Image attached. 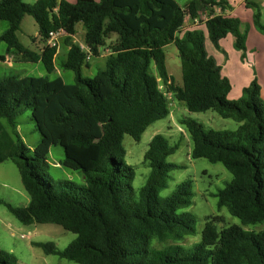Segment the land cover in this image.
<instances>
[{
	"label": "trees",
	"instance_id": "obj_1",
	"mask_svg": "<svg viewBox=\"0 0 264 264\" xmlns=\"http://www.w3.org/2000/svg\"><path fill=\"white\" fill-rule=\"evenodd\" d=\"M205 10L206 32L184 30L186 17L196 20ZM228 10L227 0H188L184 8L177 0H37L34 4L0 0V21L9 24L0 41L9 54L42 62L49 74L56 68L58 53L57 47L46 45L51 32L64 31L69 43L82 24L83 44L91 49V59L99 57L107 40L117 35L105 68L93 78H83L90 63L80 43L74 42L60 64L74 72V84L48 77L0 79V164L16 165L30 196L25 207L1 198L0 204L22 222L57 224L77 236L64 250L37 244L47 254L77 264H264V232L244 228L264 224L261 87L255 78L239 99L229 100L232 84L205 45L207 35L219 49L220 41L232 34L235 48L246 51L249 26L242 30L238 18L225 15ZM27 15L36 21L45 43L39 53L18 38ZM261 18L257 10L253 24L264 33ZM170 44L181 60V85L166 66L165 47ZM0 61L5 57L0 56ZM162 86L189 112L213 110L239 123L237 130L226 131L207 129L191 119L181 121L193 142L191 157L221 163L233 175L215 197L219 209L227 208L242 224L218 230V220L207 218L201 241L190 247L178 242L197 233L196 219L186 211L192 205V181L160 196L171 172L184 168L167 162L179 144L170 146L162 134L153 137L144 156L151 172L138 191L133 186L135 170L125 160L124 136L138 142L150 125L169 116ZM26 110L32 112L43 137L33 151L24 146L18 131V118ZM52 146L65 150L61 165L79 172L82 184L54 181L49 173ZM0 264L19 263L0 249Z\"/></svg>",
	"mask_w": 264,
	"mask_h": 264
},
{
	"label": "rangeland",
	"instance_id": "obj_2",
	"mask_svg": "<svg viewBox=\"0 0 264 264\" xmlns=\"http://www.w3.org/2000/svg\"><path fill=\"white\" fill-rule=\"evenodd\" d=\"M28 1V0H27ZM188 0H177L180 6H184ZM231 5V10L235 9L237 17L241 22V29L245 30L248 26L246 51L252 53L251 59L258 64L256 71L259 76L255 78L264 89V33L254 30L256 34L250 31V25L253 14L259 10L264 24V0H227ZM241 8L238 6L242 5ZM202 14V13H201ZM208 16V14H207ZM8 29V23L0 21V36ZM84 27L82 24L77 26V43H83ZM39 28L30 15H27L18 32L20 42L29 50L40 52L45 43L38 36ZM116 36L112 35L107 40L105 48L102 50V56L94 57L89 60L91 69L84 68L83 78H93L98 71L105 68L106 57L111 53V46L116 42ZM37 38V40H36ZM68 35L64 36L61 44V52L67 53ZM166 66L169 74L174 78L176 84H182L181 60L175 45L170 44L165 47ZM0 56H4L7 62L0 61V79L6 76L17 77H48L50 80L61 78L65 84L75 83L74 72L63 69L60 65L62 57L56 60L54 72L48 73L42 62H21L19 55L8 53L7 45L0 41ZM152 73L156 74L155 67H151ZM250 83L243 88L250 86ZM165 92L169 102L170 114L167 118L157 121L150 125L140 141H135L131 136L125 135L123 144L126 150V163L135 170V179L133 186L138 191L147 182L151 168L145 164V153L149 149V144L154 136L162 134L168 140L170 146L179 144V148L174 154L167 158L168 163L183 165V169L173 170L167 188L160 191L161 197L170 195L177 186L186 181H192L193 190L192 205L186 209L196 219V235L187 236L178 242L185 247H190L202 239V232L205 228L207 218L218 220L216 226L218 230L232 225H240L241 221L232 216L227 208L219 209L218 199L215 194L233 180V175L221 164L211 163L205 158L193 159L191 152L193 142L187 128L181 124L183 119H191L202 123L207 129L235 131L239 123L232 119H225L213 110L203 113H192L177 101L175 97ZM244 90V89H243ZM261 98L264 99V96ZM230 100V98H228ZM262 99V100H263ZM233 101V100H231ZM32 112L26 110L18 118V131L24 142V146L29 150H34L40 142L42 135L38 128V123L32 120ZM44 124V123H43ZM29 152V151H28ZM30 153V152H29ZM65 150L61 146H52L49 156V173L56 182H76L82 184L81 174L77 171H71L61 165ZM0 198L14 207H25L30 203V196L25 191L21 176L16 165L11 161L0 164ZM247 230L264 232V224L256 226H244ZM76 235L63 229L62 226L52 223H40L32 219L28 222L20 221L4 205L0 204V249L13 254L19 264H77L57 255L47 254L37 244H51L58 250L66 249L75 239ZM171 244V243H170ZM177 244V243H175ZM157 247H161L156 243Z\"/></svg>",
	"mask_w": 264,
	"mask_h": 264
},
{
	"label": "crops",
	"instance_id": "obj_3",
	"mask_svg": "<svg viewBox=\"0 0 264 264\" xmlns=\"http://www.w3.org/2000/svg\"><path fill=\"white\" fill-rule=\"evenodd\" d=\"M36 1L37 0H28V1L24 0V2L28 3V4H34ZM67 1H69L71 3L75 2V0H67ZM96 1H99V0H96ZM187 2L185 3L184 6H181V7L184 8L186 6ZM242 6H243V4L238 6V8H241ZM234 8L235 9H233V10L226 11L225 15L236 18L237 17V15H236L237 12H235L236 7H234ZM216 12H219V10L216 9ZM201 13H200V17L196 20H192L190 17H186L185 23H184V30H202V31L206 32L205 22L208 18L207 11L205 10V11H202ZM249 25H250V31L252 30V32L254 34H256L255 33L256 31L254 32V30L256 28L253 24V17H252V21H251V23H249ZM8 27H9V24H8ZM38 36H39V33H38ZM64 36H66V33L61 35V37L59 38L58 53L56 56V60L58 58L62 57V61H64L67 57L70 46L74 42H77L76 35H75L72 37V41H70L69 43L67 42V44H66L68 46L67 53L63 54L61 52V44H62V39L64 38ZM257 36L264 38L263 36H260L258 34H257ZM116 38H117V36H116ZM36 40H37V38H36ZM235 41H236L235 37L232 34H228L226 36V38H224L220 41V43H219L220 48L217 49L212 44V42L209 40L207 35H206V40H205V45H206V50L208 52V55L216 61L218 66L221 67L222 75L224 77L229 78V80L232 84V90H231L230 94L228 95V98H230V100L239 99L242 96L243 89H244L243 87L245 85H247L248 83H250L251 81H253L256 76H259L258 72L256 71V69H257L256 67H258V64L254 63L251 59L252 53L250 52L249 54H247V51L244 52L243 50H237L234 46ZM43 48L40 50V52L43 50ZM11 54L16 56V54H14V53H11ZM100 56H102V55H100ZM56 60H55V64H56ZM4 62H7V60L5 59ZM21 62H29V61L21 59ZM86 69H91V64H90L89 68H86ZM22 78H24V77H22ZM261 96L262 97L264 96V89L261 90Z\"/></svg>",
	"mask_w": 264,
	"mask_h": 264
},
{
	"label": "built area",
	"instance_id": "obj_4",
	"mask_svg": "<svg viewBox=\"0 0 264 264\" xmlns=\"http://www.w3.org/2000/svg\"><path fill=\"white\" fill-rule=\"evenodd\" d=\"M63 34H65V32L62 30L51 32L49 35V38L46 42V45L49 47H57L58 48L59 38ZM80 48H81V50H83L87 54V60H91V58H92L91 49L83 43H80Z\"/></svg>",
	"mask_w": 264,
	"mask_h": 264
}]
</instances>
